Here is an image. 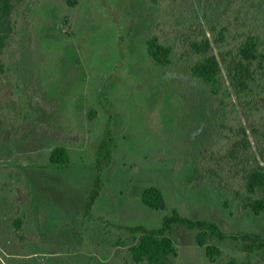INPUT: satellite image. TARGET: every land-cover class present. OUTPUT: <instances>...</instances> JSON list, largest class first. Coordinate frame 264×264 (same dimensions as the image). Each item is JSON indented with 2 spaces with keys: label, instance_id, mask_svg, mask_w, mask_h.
<instances>
[{
  "label": "rangeland",
  "instance_id": "obj_1",
  "mask_svg": "<svg viewBox=\"0 0 264 264\" xmlns=\"http://www.w3.org/2000/svg\"><path fill=\"white\" fill-rule=\"evenodd\" d=\"M254 12L264 0H28L0 58L10 68L0 74V264H133L116 226L158 228L173 209L264 237V215L241 201L263 162L264 104L247 114L189 73V38L207 34L228 77L222 52ZM152 33L174 47L170 66L149 57ZM107 126L114 156L87 215ZM57 146L69 165L50 163ZM150 186L164 192L166 211L142 203ZM195 235L174 227L179 256L170 264H264V251L216 239L222 255L212 262Z\"/></svg>",
  "mask_w": 264,
  "mask_h": 264
},
{
  "label": "trees",
  "instance_id": "obj_2",
  "mask_svg": "<svg viewBox=\"0 0 264 264\" xmlns=\"http://www.w3.org/2000/svg\"><path fill=\"white\" fill-rule=\"evenodd\" d=\"M28 0H0V58L10 45L13 34L18 31L20 14ZM154 5H160L161 0H149ZM72 7H76L79 0H68ZM264 12L247 15L242 22V37L223 54V62L227 66L228 77L224 72L219 55L215 52L213 43L207 34H200L189 38V51L192 56L189 73L191 77L200 80L210 89L211 94L218 98L235 96L247 114L253 115L258 104H264ZM232 30L225 28L220 33L217 44L225 42ZM149 57L159 67L172 64L174 47L152 33L146 41ZM10 72L0 61V74ZM253 112V113H252ZM0 125V138L2 137ZM246 133V131H244ZM115 138L109 126L105 129L96 153V165L99 175L94 182L93 189L86 202V214L91 215L97 199L103 188V171L113 160ZM49 161L53 165L65 166L71 163L69 151L63 146L55 147ZM242 198L244 208L255 216L264 215V155L263 162L258 163L245 178ZM141 200L147 207L156 211H166L168 202L164 192L155 186L147 187L141 194ZM99 221L104 222L101 218ZM175 226H184L194 231L197 245L205 249L206 256L214 262L222 255V250L213 244V240L224 242L231 240L245 244L249 253L264 251V237L253 233H226L219 224L212 220L192 219L173 209L170 215L163 218L158 228L144 226H122L116 228L126 233L131 244L128 255L133 264H170L173 257L179 256V249L172 239ZM125 244L120 241L119 245Z\"/></svg>",
  "mask_w": 264,
  "mask_h": 264
}]
</instances>
